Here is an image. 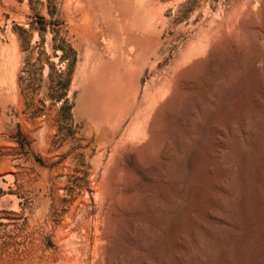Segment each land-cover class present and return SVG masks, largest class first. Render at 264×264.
<instances>
[{
	"label": "rangeland",
	"instance_id": "374dc122",
	"mask_svg": "<svg viewBox=\"0 0 264 264\" xmlns=\"http://www.w3.org/2000/svg\"><path fill=\"white\" fill-rule=\"evenodd\" d=\"M263 86L264 0H0V264H107L117 246L218 264L194 238L220 224L222 134ZM263 212L229 226L264 248Z\"/></svg>",
	"mask_w": 264,
	"mask_h": 264
},
{
	"label": "bare ground",
	"instance_id": "6f19581e",
	"mask_svg": "<svg viewBox=\"0 0 264 264\" xmlns=\"http://www.w3.org/2000/svg\"><path fill=\"white\" fill-rule=\"evenodd\" d=\"M251 34H252V32H251ZM256 41H258L257 43H259V38ZM211 60L212 61L214 60L213 57ZM258 99L257 100L261 103L260 111L258 112L259 115H257V117H255L254 121L251 120L252 122H250V120L247 118H246V120L244 119L245 123L242 126L243 130H242L241 134L236 132L234 129L231 130L232 134H230L231 135L230 138H228V136L226 135L225 132H223V134H222V138H221V140H222V152L220 155L221 156L220 162L222 164L221 166L224 169L231 168L230 169L231 172L226 177L224 182L222 183V189L225 191V194H223V195L220 194L218 197L217 203H219V205H220V211L221 212L216 211V212L211 213L212 217H216V218L220 219V224L218 226L216 225L217 227L210 228V231L208 230V228L206 229V231H209V236H208V232H207V235H202V234L198 235L199 234V231H198V233L196 234V236L194 238L195 239V249L194 248L192 249V253L195 254L198 259H203L205 256H208V254H213L215 257L216 253L218 251H220L218 264H238V263H241V262L246 261V260H248V264H259V262L261 264H264V248H262L259 245L261 239L258 237V239H260L259 243H258V241L257 242L253 241L252 238L250 239L248 232L246 234H243V235L239 234L238 232L235 233L231 229V227L229 226L230 224H235V223L238 224L239 220L241 218L243 219V221H245L244 218H248V217L255 215V214H260L264 210V209H262V207H263L262 202L264 201V137H263V135H264L263 134V132H264V86H263V89L261 91V96L260 97L258 96ZM242 109H244V107ZM222 130L225 131L224 129H222ZM152 139H153L152 140L153 145H152V148H150L151 151L149 149L147 151H150L152 153V152L157 150L156 152L165 158L172 154L169 145H167V147L164 150H162V147H163L162 144L163 143H162V140L160 138L155 136V138H152ZM244 141H247V143L250 144L251 148L244 146ZM215 152H216V150H215ZM152 155L153 154H151V156ZM235 155L239 159L238 160L239 162L236 165L232 166L230 163L232 160L231 158H232V156H235ZM147 160H148V158H147ZM151 161H153V160L150 159V162ZM159 165H157V164L152 165L151 164V166L149 165V167L147 166V168H149V170H151V171H154V173L156 172V173L162 175L165 180L167 179V176L175 173L174 169L171 166H168V170H169L168 174L169 175H166L164 170H162L161 166L159 167ZM166 165H167V163H166ZM255 175L262 180V184H263L262 186L256 185L254 182H252L251 179L255 178L254 177ZM161 179L163 180L162 177H161ZM241 183L249 184L250 189L248 191H245L244 193H241V195H237L238 193H235V189L237 188V185L241 184ZM255 187H256V193L254 194L253 190ZM149 198L150 197H148V199ZM146 199L147 198H145V201H146ZM214 200L217 201L216 199H214ZM148 202H149V200H148ZM148 202H146V203L150 205L151 201L149 203ZM217 207H218V205H217ZM255 220H253V221H255ZM243 221H241V222H243ZM240 225H242V224H240ZM119 226L121 227V224L118 225V228H119ZM138 226L139 225L136 226V224H134V227L137 230L140 229ZM122 227H124V229H126L124 224L122 225ZM259 228H260V226H259ZM125 231H127V230H125ZM119 233H120V230L117 233V235ZM130 234H132L131 236H135V233H130ZM120 235H122V237H123L124 234L120 233L118 236H120ZM253 236H255V235H253ZM107 237H109V236H107ZM107 241H109V240H107ZM108 243H110V241ZM119 244H122V243H118V245ZM125 244L123 243V245H125ZM111 246L112 245H110V247ZM117 248L119 250V248H121V247L117 246L116 250H117ZM124 249L126 250V248H124ZM118 250H117V252L119 253V255H117V253H116L117 256H115L114 259L109 258L107 261V264H138V261L135 259V253H133V251L128 250L126 252H130V253L127 254L126 252H124L125 251L124 250L123 252L125 253V255L127 254V256L125 259H122L121 258L122 254H120V252H122V250L121 251H118ZM108 251H110V250L109 249L107 250L108 254L112 252V250H111V252H108ZM122 257H123V255H122ZM214 257L212 256L213 260H214ZM212 259H211V261H212ZM203 260H205V259H203ZM257 260H259V262L256 263ZM186 261H187V258L184 259V262H186ZM215 261H214V263H215ZM212 264H213V262H212Z\"/></svg>",
	"mask_w": 264,
	"mask_h": 264
}]
</instances>
